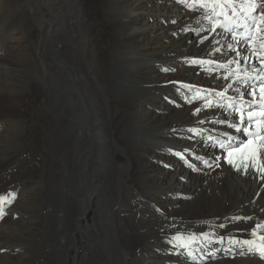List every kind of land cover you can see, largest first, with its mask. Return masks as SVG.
I'll return each instance as SVG.
<instances>
[{"label": "bare ground", "instance_id": "obj_1", "mask_svg": "<svg viewBox=\"0 0 264 264\" xmlns=\"http://www.w3.org/2000/svg\"><path fill=\"white\" fill-rule=\"evenodd\" d=\"M6 1L18 17L14 5L20 0H0V5ZM57 4L60 16L54 10ZM37 7L46 23L43 41L53 31V39L62 34L68 43L73 64H67L71 84L66 104L77 137L71 152L74 158H84L86 170L75 172L78 178L70 190L74 198L65 214L70 220L56 223V243L42 238V113L32 118L26 104L0 106V196L5 197L0 202V264H264L256 251L229 240L231 236L264 243V228L251 235L256 224H264V172L250 167L245 174L239 159V171L224 159L217 167L215 158L226 156L227 149L209 142L208 136L229 132L240 137V143L247 137L215 123L231 115L220 107L193 114L205 103L204 89L223 91L232 83L226 97L238 95L241 84L229 75L237 65L221 69L185 62L202 57L227 63L235 57L227 48L228 43L236 47L232 38L212 34L201 45L200 38L210 28L201 19L205 10H190L179 0H42ZM201 25L203 33L183 31ZM24 38L0 21V100L5 103L29 101L31 64L9 62ZM55 47L65 75L64 44ZM215 48L223 51L216 53ZM258 65L256 59L245 68L255 76L252 69L260 73ZM198 89L200 96L193 99ZM208 99L214 105L225 100L214 93ZM189 128L203 133H190ZM117 154L124 156V167ZM136 183L145 190H132L139 188ZM235 216L252 219L234 221ZM219 233L228 241L217 240ZM31 234L37 237L33 245L13 241L14 235L24 240ZM178 234L186 244L196 235V243L189 246L196 251L195 259L173 240Z\"/></svg>", "mask_w": 264, "mask_h": 264}, {"label": "rangeland", "instance_id": "obj_2", "mask_svg": "<svg viewBox=\"0 0 264 264\" xmlns=\"http://www.w3.org/2000/svg\"><path fill=\"white\" fill-rule=\"evenodd\" d=\"M40 3H42V0H20V3H15L14 6L19 11L18 17H16L13 11V5H10L9 1L3 2L0 5V21L2 22V24L8 29H14L15 33L17 31L18 35L24 34V37H25L24 40L21 42V44L19 43L20 45L17 47L18 49H17L16 54L14 56H11L10 58L11 60L9 62L11 64H19V65L20 64H29V65L31 64L29 68V74H28L29 78L27 79L29 83L28 84L29 90H27V93L29 92V95H30L29 101L27 102L21 101L17 105L13 101H6L7 103H5L4 100L2 99L0 100V106H4V104H6V105L12 106V108H19L26 104L27 112L34 114L32 118L40 117V113H42V154H43L42 155V168H43L42 173L43 174H42V181L39 182L40 186L42 187V206H41L42 221H39V222H40V225L42 223V238L45 237L44 239H50L53 243H56L57 241L56 239L58 237H56L52 231L57 230V227H58L57 224L59 223L60 219L64 218L65 221L70 220V216L65 215L67 211L70 209L69 208L70 202H72L74 198V194L70 190L72 188H75V182L78 178L77 176L78 172H80L81 174L86 169L83 168L84 163L81 165V163L84 162V158L82 156L81 158H74L73 153L71 152L72 146L74 145V142L77 140V137L75 135L76 131H74V129L72 128L71 119L68 118V114H69L67 111L68 103L66 104V102H68V100L70 99L69 90L67 88H69V84H71V79L69 78L71 73H70V69L67 66V64L68 65L73 64L72 63L73 60H72L70 51L66 52V50H69V49L66 47L65 43H67V41L62 34H59V35L56 34L55 35L56 38H54L55 39L54 40L53 39L54 34H53V31H51V36L49 37V39L47 41H43L42 33H43V29L46 23H45V20L43 19V16L37 9L38 8L37 6ZM58 4L54 8V10L60 16L61 12H60ZM62 39L64 41H62ZM46 42L49 43L50 47L48 46ZM58 43L64 44L63 53L65 54V57H64V60L62 61H63L64 66H66L65 69H63L65 71V75L61 73L58 67L59 63H58L57 57L59 56V52H57V49H56L57 47H55V45H57ZM43 48H45V50ZM102 49L104 48L102 47ZM1 55L2 54H0V57ZM44 58H47L46 64L44 63L45 62ZM51 64L52 65L54 64L55 66L54 65L52 66ZM85 64H87V62H85ZM26 73H27V70H26ZM57 74L60 75V77ZM61 95H63L62 98H61ZM34 99L39 100L37 102L38 104H33ZM61 101L63 103H61ZM64 104L65 106L66 105L67 106L65 107ZM36 107L38 108V111ZM63 107L66 109H64ZM65 131H67L68 133ZM73 134L74 136H72ZM101 138L102 139L100 140H104L103 136H101ZM112 145L115 151L119 150V146L117 143H112ZM117 155H118L117 160L120 161L119 165L124 167L126 165L124 156L121 154H117ZM64 161L65 162L67 161L66 171L63 168L64 167L63 164L65 163ZM69 164L73 169L70 168ZM75 165L76 166L78 165V166L76 167ZM61 186H62V189H61ZM129 186H132V185H129ZM138 186L140 189L132 186V190L133 188L135 190L137 189L140 191L145 190L144 185L142 184L140 185L139 183H136V187ZM67 207L69 209H67ZM85 225H86L85 222L82 223V227H85ZM14 237H15L13 240L14 242L24 244L23 241H25L28 245H33V243L37 240V237H35L32 234L29 237H27V239H24V240H20L16 235H14ZM220 237H224V234L219 233L217 235V238H218L217 240H221ZM222 241L226 242L228 240L224 237ZM50 243L51 242L49 241V244ZM181 243L183 242L180 240L176 241V244L178 246ZM191 243H196V242L191 241L187 243L188 244L187 252L191 251L193 255L197 257V254H195L196 251L189 247ZM197 243L200 244V242H197Z\"/></svg>", "mask_w": 264, "mask_h": 264}, {"label": "snow or ice", "instance_id": "obj_3", "mask_svg": "<svg viewBox=\"0 0 264 264\" xmlns=\"http://www.w3.org/2000/svg\"><path fill=\"white\" fill-rule=\"evenodd\" d=\"M181 4H184L188 9H195L197 6L204 9L205 12L201 19L208 21L210 28L207 29L208 35H203L199 43L202 45L205 41L209 39L212 34L215 35H230L232 40L235 42L236 47H233L232 43L227 44V48L231 52H235V57L232 60H228L227 63H219L217 60H208L202 57H192L186 60V63L191 65H215L216 68H227L228 65L235 63L237 69L230 72L229 75L232 77L233 81L241 84V87L236 88L237 96L227 98V103H217L213 104L208 96L215 94L221 100L226 98V93L229 89L233 88V84L229 83L227 88L223 91H217L215 88L204 89L203 92L207 95L204 96L205 103L202 108H195L194 115L201 113L205 109H211L214 107H220L226 113L230 112L229 118L220 119L215 121V123L224 124L229 129L234 130L235 133H242L247 137L242 143L238 142L240 137L235 136L229 132H225L223 136L213 137L208 136V141L218 145L221 149H227V155L224 157H216V166L219 167V161L221 159L226 160V162L238 171L241 168V163L237 162V159L243 162V167L245 174L248 172L249 168L258 169L264 172V74H260L258 69L253 68L252 71L256 73L255 76L249 74L248 69L245 68L246 64L254 63L256 59H259L260 64L264 66V56H257V52L260 51L259 48L248 52L249 49H253V32L258 34L260 39H264V0H179ZM222 18V19H221ZM176 23V21H173ZM200 24V20H197ZM218 29L220 31H218ZM238 29H243L244 31H237ZM206 29L201 25L200 27L193 29L184 28L183 31L191 32L195 31L197 33H203ZM245 32L248 34L245 35ZM220 41H213V43H219ZM216 53L223 51L222 48H215ZM249 56L252 57L251 61ZM243 62V63H242ZM244 71L241 72L240 70ZM168 69H165L167 71ZM213 71L215 69H208ZM225 80L229 79V76L223 77ZM255 79L256 84L250 83L251 80ZM184 87L191 88L192 85L185 84ZM250 89V90H249ZM259 93V96H257ZM200 96V90L197 91V96L193 99H198ZM250 97L251 99H247ZM259 109V111H257ZM206 120H200V124L206 123ZM255 127V131L253 128ZM190 133H195L197 135L203 133V129L197 130L196 128L187 129ZM234 142H237L234 144ZM189 151V149H185ZM177 157L184 159L183 153L175 152ZM200 159V157H197ZM259 160V164L257 161ZM14 195V194H10ZM5 197L0 196V202H3ZM11 202L10 200L8 201ZM2 212V208H0ZM234 221H248L251 217H240L235 216L232 218ZM220 228H225L226 225H218ZM264 228V224H256L255 227L251 229V235L256 236L257 230ZM201 235L207 237V233H201ZM196 235L192 234L188 238L191 242L195 240ZM181 239L180 234L173 237V240ZM221 240L224 237H220ZM261 241H264V236H260ZM232 244H242L247 245L249 251H256L261 259H264V243L257 245L254 240L244 239L239 240L235 237H229ZM171 243V241H169ZM187 250L188 244L181 243L179 245ZM187 255L192 259L195 256L191 251L187 252Z\"/></svg>", "mask_w": 264, "mask_h": 264}]
</instances>
